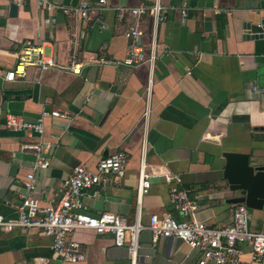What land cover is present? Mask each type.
I'll return each mask as SVG.
<instances>
[{
    "label": "crops",
    "instance_id": "obj_1",
    "mask_svg": "<svg viewBox=\"0 0 264 264\" xmlns=\"http://www.w3.org/2000/svg\"><path fill=\"white\" fill-rule=\"evenodd\" d=\"M49 1L58 7L53 12L38 0H25L13 16L12 2L0 0V213L17 215L36 159L22 145L40 140L51 145L49 167L35 172L34 194L43 208L58 202L63 179L78 164L95 169L103 156L126 151L124 177L89 189V213L109 211L130 222L139 213L143 224L152 214L183 220L170 198L177 186L188 190L197 219L217 228L229 225L238 204L231 199L241 192L231 190L224 177V152L248 153L254 165H264V30L257 31V25L264 27V0H162L166 20L154 31L145 15L139 39L146 58L154 53L153 61L116 66L96 62L127 56L132 20L119 21L115 8L154 0ZM85 2L96 5L89 19L65 10ZM53 17L55 22L46 21ZM29 39L63 65L76 58L82 72L29 66L25 76L6 80ZM53 110L64 116H52ZM9 113L30 121L43 117L44 134L3 128ZM142 160L151 188L139 204ZM169 172L181 180L166 181ZM248 218L251 229L264 230V208H249ZM71 237L86 253L82 262L60 258L52 237L38 229H0V264H131L127 247L111 233L79 229ZM199 257L176 237L153 243L149 230L140 234L137 264H198ZM241 260L262 264L253 261L249 245Z\"/></svg>",
    "mask_w": 264,
    "mask_h": 264
},
{
    "label": "built area",
    "instance_id": "obj_2",
    "mask_svg": "<svg viewBox=\"0 0 264 264\" xmlns=\"http://www.w3.org/2000/svg\"><path fill=\"white\" fill-rule=\"evenodd\" d=\"M16 4H23L25 0H6ZM107 0H99L100 5ZM42 9L50 12L58 7L49 0H38ZM95 3L85 2L80 7H65L66 11L72 10L81 17L89 19V13L95 9ZM119 21L130 18L132 26L126 31L129 38V47L126 58L121 61L114 58L96 60L102 65H119L122 62L128 65H138L143 62H152L154 53L146 58L143 46L139 39L143 36V17L149 15L154 31L167 18L166 9L162 0H154L150 5L140 4L137 6L116 7ZM221 12L220 8L215 9ZM187 17L188 11H182ZM55 22L56 18L46 19ZM29 66L38 67L44 71L52 68L66 69L75 74L82 72V64L76 58L70 59V63L63 65L53 56L46 55L43 45L33 40H26L17 52L15 69L5 74L6 80H13L17 75L25 76ZM44 114H49L44 112ZM54 117H63L64 113L53 110L50 113ZM11 132H26L30 137H41L45 131L44 118L36 121L27 120L23 115L9 113L5 117L2 126ZM1 130V126H0ZM23 149L34 151L36 159L32 171L25 180L26 192L18 206L15 217H7L0 213V229L13 231L21 229H38L42 234L53 239L55 253L65 261L72 263L82 262L86 259V253L79 241L70 238L79 229H90L98 234L111 233L117 245L127 247L128 258L131 264H137L139 257V239L144 230H149L152 242L157 243L162 238L176 237L200 253L198 264H243L241 255L243 246L249 245L253 261L264 264V230H253L249 225L248 210L245 203H238L233 211L232 222L224 227H213L205 221L197 219L192 210L193 202L187 189L173 186L170 189V198L174 207L185 217L179 220L170 214H152L148 223L143 224L140 214L133 222L125 216L105 211L93 215L87 210L85 198L89 189L107 183L112 177L120 181L129 163V154L126 151H116L103 156L95 165V169L85 164H78L73 171L63 179L61 194L58 202L47 208L40 206L35 196L36 183L35 172L46 169L50 165V157L46 154L51 145H44L40 140L26 142ZM165 180L172 182L180 181L175 173L165 174ZM151 188L150 173L147 171L144 160L139 167V185L137 189L138 203L142 202L143 196L147 195ZM189 217V218H188Z\"/></svg>",
    "mask_w": 264,
    "mask_h": 264
},
{
    "label": "water",
    "instance_id": "obj_3",
    "mask_svg": "<svg viewBox=\"0 0 264 264\" xmlns=\"http://www.w3.org/2000/svg\"><path fill=\"white\" fill-rule=\"evenodd\" d=\"M18 5H10V14L15 16ZM263 26L257 25V31L262 32ZM226 165L224 177L230 189L240 191L241 195L232 200L233 203H245L249 208H264V165H254L248 153L224 152Z\"/></svg>",
    "mask_w": 264,
    "mask_h": 264
}]
</instances>
